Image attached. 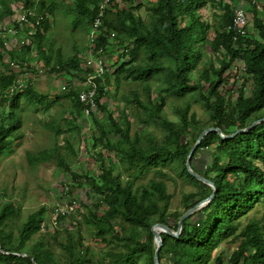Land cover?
<instances>
[{"label":"trees","instance_id":"obj_1","mask_svg":"<svg viewBox=\"0 0 264 264\" xmlns=\"http://www.w3.org/2000/svg\"><path fill=\"white\" fill-rule=\"evenodd\" d=\"M15 2H20L24 8L34 7L41 16L33 33H28L29 29L27 33L33 43L31 50L34 48L42 61L45 75L68 73L71 77L65 81V89L53 95L56 100L65 98L70 102L73 112L65 127L51 128L52 121L43 125L52 130L54 138L63 135V148L74 159L76 152L69 138L74 137L72 133L79 134L71 120L78 115L83 117L78 89L74 86L84 78L80 67L83 59L76 53L63 61L56 52L52 62L44 43L52 0L47 4L44 0H37V4L33 0H0V26L4 18H10L11 4ZM100 2L70 0L73 24L88 28ZM237 2L239 0L110 1L91 42V50L96 53L100 49L105 64L113 49L120 50L116 56L118 63L107 64L103 72L108 89L103 91L99 84L96 88L95 104L102 115L91 112V125L86 126L96 162L94 169L80 172L68 167L58 153L57 143L48 150L26 154L32 165L51 160L56 154V165L69 174L71 184L86 187L89 202L79 203L82 212L77 209L61 212L52 207L51 211L56 210L57 226L41 232L44 206L18 222L20 204L9 197L0 201V264H89L92 255L83 242L81 226L93 232L103 244L96 264H153L155 243L150 226L161 223L174 231L179 216L212 192L209 184L192 177L184 165L200 131L217 127L227 135L264 116V0L260 10L252 2L247 3L251 4L252 32L246 27L245 34L233 40L234 33L228 25ZM207 4L215 9L214 15L219 20L215 27L200 14V9ZM110 33L114 34L113 40ZM206 40L212 58L193 80L190 73L201 58L200 47ZM29 49L30 46L12 48L6 54L19 62L20 67H27ZM3 54L0 51V68L3 69L0 102L6 104L7 109L4 114L0 110V155L6 149L10 151V138L19 128L20 120L13 113L19 100L41 102L49 95L42 88H36L35 80L31 82L30 78L25 79L21 90L3 94L23 73L21 69L14 71L7 67L2 61ZM110 77L115 89L122 80L137 84L142 94L141 99L136 88L128 89V94L121 96L126 105L117 110V116L107 110L104 102L109 95ZM152 77L161 80L154 97L148 84ZM226 84L233 92L224 95L220 87ZM190 92L197 93L207 112L205 124L193 113L188 114L187 105L177 110V121L160 115L164 97L180 98ZM127 105L131 112H127ZM130 114H133L131 120ZM132 121L136 123L133 130ZM149 124L163 130L161 141L144 134V128H138ZM243 143L250 145L242 148ZM97 148L114 155V160H106L98 152L94 154ZM199 150H208L210 155L209 161L201 165L202 170L193 163ZM165 166L179 168L177 175L194 185V191L182 192L181 210L169 209L171 195L163 180L150 177L144 183L138 182L150 170L161 174L160 168ZM189 167L210 181L215 193L183 219L177 237L159 232L158 264H264V211L259 218H251L243 225L239 222L255 205L264 204V121L230 138H222L215 131L204 134L189 158ZM74 212L80 216L79 223ZM232 240L237 243L231 252H216L221 243Z\"/></svg>","mask_w":264,"mask_h":264},{"label":"rangeland","instance_id":"obj_2","mask_svg":"<svg viewBox=\"0 0 264 264\" xmlns=\"http://www.w3.org/2000/svg\"><path fill=\"white\" fill-rule=\"evenodd\" d=\"M44 1L47 4L50 0ZM52 1L54 4L51 13L48 16L47 30L44 33V43L45 46L49 48L48 51L50 52L52 62L55 61L56 52L59 53L60 59L63 61L76 53L82 60V57L86 54V47L88 44L87 28L81 24H73L74 13L70 6V0ZM262 1L263 0H255L256 4L254 5L258 7L257 9L259 10ZM120 5H122V3H120ZM236 5L241 6L244 9L246 8L244 11L248 19L247 31L252 32L250 22L251 12L249 11L251 4L239 0ZM213 11H215V9H212L208 4L200 9V14L212 24L211 27H215L219 24V20H217V17L215 16L216 14L214 15ZM138 12H140V10H138ZM213 18L217 21H212ZM207 37L209 38L210 34H208ZM207 41L208 40L201 45V58L195 64L194 70L190 73L191 76H193V80L197 78L198 71L204 69L207 66L208 60L212 58L211 48L208 46ZM113 51L110 59L105 60L106 65H110L113 61L118 60L116 56L120 50L113 49ZM26 56L27 61L34 62L37 53L32 52L30 55ZM37 65L40 66L41 63L37 62ZM80 67L82 68V62L80 63ZM30 71L32 70L22 73V79L27 77L24 76L25 73H32ZM36 71H38V69ZM35 74L37 73L32 74L31 82H34V80L36 83L41 82L38 86L39 90L40 86L44 89L45 82L47 84V90L45 89V91L49 95H46L41 102L32 101L29 103L21 98L18 105L13 110L14 116L19 118L20 124L14 135L10 138V151L8 152L6 149L0 155V201L9 197L20 204V218L18 222L22 221L28 213L37 209L39 206H44L45 213L43 214V221L40 228V231L44 232L45 230H51L57 226V224H52L51 221L54 214V211H51L52 207L59 208L60 210L66 209L67 211L72 212L74 209H77L82 212L83 209L79 207V203H88L89 196L86 193L87 189L84 185L78 187L71 184L69 174L61 171L56 165V154L51 160L37 162L33 165L28 163L26 154H35V152L41 149L48 150L53 147L54 143H57L58 153L64 157L67 161L68 167L72 169H76L80 172H90L94 169L96 162L94 161L95 158L90 149V133L86 128L87 125H91L89 117L81 119L78 115L75 119L71 120V122L76 124V127L79 129L78 135L72 133L74 137L69 138L71 143L74 144L73 147L76 152L74 159H71V155L66 153L63 148V135L54 138L52 130L48 128V126L43 125V122L50 123L52 121L50 124L51 128L55 126H61V128L65 127L73 110L70 107L68 99L63 98L56 100L53 95L62 91L60 88L64 86L65 81L71 78L70 75L68 73H54L48 76L45 75V71L41 73V75H44H40V77L33 76ZM111 79V77L108 79V83L110 82L111 84L109 83V95L104 99V102L108 107L107 110H109L113 116H117V110L126 105L121 99V96L123 95L124 97L128 94V89L136 88L141 99L142 94L140 93L137 84L124 82L122 80L115 89ZM23 83L25 82L23 81ZM148 84L150 85L152 97H154L156 87L161 85V80L158 77H152L148 81ZM74 86L79 89L81 82H75ZM35 87L37 88V85ZM220 91L223 92L224 95H226L227 92H233L232 89H229V84H226L222 88L220 87ZM186 105L188 106V114L193 113L195 117L200 120L201 124L207 122V112L204 109L199 96L195 92L186 93L180 98H174L172 96L164 97V105L161 109L160 115L168 120L177 121V110L183 109ZM127 107V112L128 110L131 112L129 105H127ZM0 109L4 114V111L7 109L6 104L0 102ZM100 115H102V113ZM132 116L133 114H130V120L132 119ZM131 123L133 130L136 127V123L134 121ZM138 128H144L142 131L144 134H150L157 141H161L163 130L157 128L155 125H142ZM248 145L250 144L243 143L241 146L242 148H246ZM97 152L101 153L106 160H114V155H109L105 150L97 148L94 150V154ZM208 153V150H199L196 153L193 163L197 168H200L201 170L204 168V166L202 167L201 165L209 161L210 155ZM160 169L162 171L161 174L154 170H150L145 176L141 177L138 182L144 183L150 177L163 180L166 186V191L171 195L169 209L181 210L182 192L194 191V185L192 182L186 181L177 175V170L179 168L172 167L171 169L170 167L165 166ZM228 176L230 179L233 178V175ZM66 191L69 193H66ZM263 211L264 204L255 205L245 217H242L239 220L240 224L243 225L251 218H259ZM73 214H75L77 223H79V214L77 212H74ZM80 233L83 237L84 244L88 245L90 248L92 259L89 264H96L95 259L99 257V252L103 249V244L93 236V232L83 226L80 227ZM236 243L237 240L223 242L219 245L216 252L222 251L223 253H229L235 248Z\"/></svg>","mask_w":264,"mask_h":264},{"label":"built area","instance_id":"obj_3","mask_svg":"<svg viewBox=\"0 0 264 264\" xmlns=\"http://www.w3.org/2000/svg\"><path fill=\"white\" fill-rule=\"evenodd\" d=\"M111 0H101L98 6V12L96 17L88 25V43L86 54L82 57V71L84 72V78L81 81V86L77 90V99L82 105L81 113L83 119L88 118L91 112L100 116V111L96 108L95 96L96 88L99 84L102 90L108 89L103 79V72L105 70L106 64L102 57L100 56V49L94 53L91 50L92 40L95 36L97 27L100 25V17L103 14L105 8L108 7ZM242 2L248 3L249 1L256 4L255 0H241ZM11 9L13 13L10 18L3 19L2 25L0 26V38L2 39L3 48H10L16 45H31V40L28 37V33H33L34 26L38 25L40 21V16L36 15L33 8H24L20 5H12ZM246 9V8H245ZM243 7L237 6L233 10V15L229 22L228 28H230L234 35L232 37L235 40L238 36H243L245 34V29L248 26V19ZM27 29L28 33H27ZM110 39L114 37L113 33L109 35ZM113 40V39H112ZM11 68H17V64L8 62ZM39 66V65H38ZM41 66V65H40ZM239 66V69H241ZM40 69H38V72ZM96 79H100L98 83L95 82ZM24 79L22 77H17L13 84H11L7 89L3 91L7 95L12 94L14 91H19L24 87ZM62 91L65 89L64 86L60 88ZM61 212L64 210L57 209ZM56 210L51 219L52 224H55Z\"/></svg>","mask_w":264,"mask_h":264},{"label":"water","instance_id":"obj_4","mask_svg":"<svg viewBox=\"0 0 264 264\" xmlns=\"http://www.w3.org/2000/svg\"><path fill=\"white\" fill-rule=\"evenodd\" d=\"M261 121H264V116L261 117L260 119H257V120H254L252 121L249 125H247L246 127L244 128H239V129H236L235 131H233L231 134H227V135H223L220 130L217 128V127H206L204 129H202L200 131V133L198 134L195 142L193 143V145L191 146V148L189 149L187 155H186V158H185V162H184V165H185V168L187 170V172L192 176L194 177L195 179H197L198 181L202 182V183H206V184H209L211 187H212V192L210 193V195L200 201H198L197 203H195L192 207L188 208L187 210H185L178 218L177 220V223H176V229L173 231L171 229H169L168 227H166L164 224H161V223H154L150 226L149 230L152 234V237H153V241L155 243V249L153 251V264H158V261H157V252H158V249L161 245V240H160V237H159V232H164L166 233L167 235L169 236H172V237H177L178 234L180 233V230H181V225H182V221L183 219L188 215L190 214L192 211H194L196 208L198 207H201L202 205H204L205 203H207L211 198L212 196L214 195L215 193V188L213 186V184L198 176L195 172H193L190 167H189V158L193 152V150L196 148V146L198 145L199 141L201 140V138L203 137L204 134L210 132V131H215L220 137L222 138H230L232 136H234L237 132H245L247 131L251 126H253L254 124L256 123H259Z\"/></svg>","mask_w":264,"mask_h":264},{"label":"clouds","instance_id":"obj_5","mask_svg":"<svg viewBox=\"0 0 264 264\" xmlns=\"http://www.w3.org/2000/svg\"><path fill=\"white\" fill-rule=\"evenodd\" d=\"M34 2H35V4H37V0H33ZM20 5L21 6V3L20 2H15L14 4H11V7H12V5ZM28 8H33L34 9V11H35V13H36V15H38V16H40V14H38L37 13V11H36V9L34 8V7H28ZM11 11H12V13H13V10L11 9ZM11 16V15H10ZM5 19V18H4ZM40 20H41V16H40ZM29 37V36H28ZM30 39V38H29ZM0 40H1V44H2V39L0 38ZM31 40V39H30ZM24 46H30V49H29V51H28V53H27V55H30L32 52H35V50H34V48H32V50H31V47L33 46V43H32V41H31V45H21V46H19V45H16V46H14V47H10V48H3V45H1L0 46V51L2 52V53H4L3 54V59H2V61H3V63L4 64H6L7 65V67H10V65L8 64V62H12V63H14V64H17V68H11V69H13L14 71H19L20 69L23 71V73L24 72H26V71H29V70H32V73H25L24 74V76H27L26 78H30V80H31V78H32V74L33 73H37V74H35V75H33V76H40L41 75V73H43V71L44 70H41V69H43V65H42V61L40 60V59H38L37 58V56H36V59L34 60V62H31V61H26V63H27V67H25V66H22V67H20V63L19 62H15L14 60H12L9 56H8V54H6L7 53V51L8 50H10V49H12V48H14V49H20V47H24ZM37 62H40L41 63V66H38L37 65ZM37 69H40V71L38 72V71H36ZM3 71V69L2 68H0V73ZM31 72V71H30ZM22 76V74H20V75H18L17 77H21ZM25 78V79H26ZM25 79H24V81H25ZM4 94V93H3ZM1 110V109H0Z\"/></svg>","mask_w":264,"mask_h":264},{"label":"crops","instance_id":"obj_6","mask_svg":"<svg viewBox=\"0 0 264 264\" xmlns=\"http://www.w3.org/2000/svg\"><path fill=\"white\" fill-rule=\"evenodd\" d=\"M38 77H40V76H38ZM42 82H43V81H42ZM40 84H41V82H40V83H39V82H38V83L35 82V85H37V87H38ZM40 89H41V86H40ZM45 89L47 90V84L44 82V89L42 88V90L45 91ZM81 119H83V118H81Z\"/></svg>","mask_w":264,"mask_h":264}]
</instances>
